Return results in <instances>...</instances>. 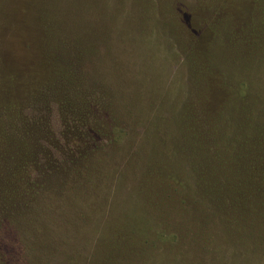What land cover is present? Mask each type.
<instances>
[{"label":"rangeland","instance_id":"374dc122","mask_svg":"<svg viewBox=\"0 0 264 264\" xmlns=\"http://www.w3.org/2000/svg\"><path fill=\"white\" fill-rule=\"evenodd\" d=\"M240 104L264 0H0V264H264V209L196 198Z\"/></svg>","mask_w":264,"mask_h":264},{"label":"trees","instance_id":"16d2710c","mask_svg":"<svg viewBox=\"0 0 264 264\" xmlns=\"http://www.w3.org/2000/svg\"><path fill=\"white\" fill-rule=\"evenodd\" d=\"M9 81L12 80L9 78ZM236 110L234 113L237 114V121L234 120L231 134L235 139L234 143L240 142V148H224L225 151L219 149L216 156L204 157L208 168L204 169L199 179V172L196 169L193 172L200 189L196 190V198L207 208L221 211L225 219H235L239 211L244 213V210L250 209L258 212L264 209V116L258 118L262 121L258 125L255 122L258 120L257 116H251L254 112L246 114L248 110L242 104ZM217 113V116H225L223 108ZM205 124L208 137L221 143L224 140V145L229 142L228 137L230 139L231 135L221 133L219 126L213 121ZM24 171L29 179L31 169L27 162L24 164Z\"/></svg>","mask_w":264,"mask_h":264}]
</instances>
